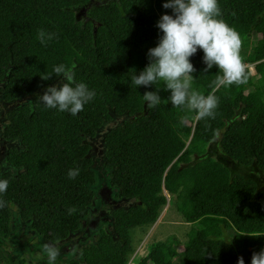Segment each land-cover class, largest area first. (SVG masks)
Returning <instances> with one entry per match:
<instances>
[{
    "label": "trees",
    "instance_id": "16d2710c",
    "mask_svg": "<svg viewBox=\"0 0 264 264\" xmlns=\"http://www.w3.org/2000/svg\"><path fill=\"white\" fill-rule=\"evenodd\" d=\"M217 2L223 20L239 35L242 63H253L254 72L245 71L244 83L218 87L214 118L196 119L194 112L173 108L163 84L161 103L153 109L142 95L155 86L131 84L158 42L156 21L171 14L163 0H0L2 97L5 102L31 97L7 111L4 137L20 148H10L6 159L18 172L0 176L8 181L0 196L6 202L0 208L1 237L10 235L13 209L48 242L64 241L80 229L95 199L88 139L114 116H124L102 137L103 161L116 197L136 203L111 211L118 240L101 230L96 242L81 249L82 261L65 264H129L130 232L157 221L168 203L165 191L179 216L192 224L188 240L182 251L171 237L149 245L132 264H236L238 255L250 264L252 254L264 248V189L207 152L218 137L227 157L264 171V0ZM41 28L56 38L42 45L36 38ZM202 56L198 49L190 57L195 69L190 79L207 95L218 69L202 72ZM59 63L75 64L74 79L96 92L76 116L46 109L37 99L63 82L52 73ZM44 74L52 76L42 80ZM75 167L78 176L68 179L67 170ZM70 207L75 211L69 215ZM221 233L233 237L230 244L215 238Z\"/></svg>",
    "mask_w": 264,
    "mask_h": 264
},
{
    "label": "clouds",
    "instance_id": "9594fccd",
    "mask_svg": "<svg viewBox=\"0 0 264 264\" xmlns=\"http://www.w3.org/2000/svg\"><path fill=\"white\" fill-rule=\"evenodd\" d=\"M162 7L171 9V14H161L156 21L158 29V42L147 50L148 63L145 67L131 77V84L136 87L154 85V91H145L143 101H147L148 109H153L161 103L159 90L163 84L164 90H170L167 101L173 108L182 112H194L196 119H212L218 105V98L214 95L220 86L228 87L233 84L246 82V70L254 72V64L249 62L252 68L244 70L239 55L240 38L234 28L229 26L222 18L217 0H163ZM36 38L42 45L56 38V33L45 29H37ZM202 50V61L206 73L215 66L218 71L213 83L212 91L207 95L192 86L190 77L195 71L190 57L197 50ZM75 64H55L52 73L62 76L63 82L48 86L38 96L40 105L46 109H55L57 112H66L76 116L84 106L91 102L96 95L94 89L74 79L73 69ZM51 74L41 76L47 80ZM185 118L180 116L178 123L183 125ZM80 172L79 167L69 168L66 172L68 179H75ZM8 181L0 178V196L7 190ZM5 201L0 199V208L5 207ZM75 211L74 207L67 209L70 215ZM222 244H230L233 237L226 233L215 237ZM59 248L55 242H47L40 245L37 260H43V264H57ZM237 264H244L242 257L237 259ZM250 264H264V248L254 252Z\"/></svg>",
    "mask_w": 264,
    "mask_h": 264
},
{
    "label": "rangeland",
    "instance_id": "374dc122",
    "mask_svg": "<svg viewBox=\"0 0 264 264\" xmlns=\"http://www.w3.org/2000/svg\"><path fill=\"white\" fill-rule=\"evenodd\" d=\"M3 85L4 82L0 81V176L7 171L18 172L6 160L10 148L13 146L20 148L18 141H9L4 137L3 131L8 122L7 111L31 100V97L27 95L11 102H5L2 97ZM124 119H126L124 116H114L111 122L104 124L98 130L97 135L93 139H88L93 146L91 155L93 158V169L96 174V183L91 185V188L95 193V199L89 207V214L82 221L80 229L72 232L68 239L55 243L60 250L57 264H65L74 258L82 261L81 249L89 242H96L100 237L101 230H105L115 240H118L119 238L113 227L111 211L115 208L128 207L136 203L134 200L116 197L117 189L111 186L109 170L105 168L103 161L102 137L109 128L121 123ZM218 142L219 138L217 137L209 145L207 154L214 155L222 161L230 168L232 173H239L246 178L256 180L259 188L264 189V171L259 169L255 164L245 166L227 157L221 151ZM164 193L167 196L168 203L164 208L162 207L157 221L148 226L135 227L130 232L134 250L130 253L129 264H132L133 259L144 256L149 245L168 241L171 237L169 242L174 238V244L176 242L175 239H177L179 243L176 245V248L181 250L185 245L184 243L188 240V233L192 224H188L179 216V212L175 210L174 198L166 191ZM47 242L33 232L30 225L23 222L18 212L13 209L10 235L6 238L0 236V264H20V260L22 259L29 264H43V260H37V253L39 252L40 245ZM239 257L242 256L238 255L236 260ZM178 262L179 260L176 258L175 263Z\"/></svg>",
    "mask_w": 264,
    "mask_h": 264
},
{
    "label": "built area",
    "instance_id": "2783aa9c",
    "mask_svg": "<svg viewBox=\"0 0 264 264\" xmlns=\"http://www.w3.org/2000/svg\"><path fill=\"white\" fill-rule=\"evenodd\" d=\"M244 66V70H246L247 68H252L250 64L248 63H243Z\"/></svg>",
    "mask_w": 264,
    "mask_h": 264
}]
</instances>
